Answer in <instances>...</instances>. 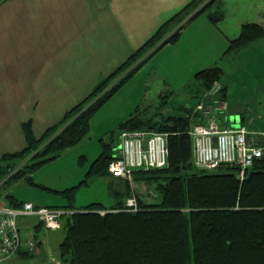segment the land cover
<instances>
[{
  "label": "trees",
  "instance_id": "1",
  "mask_svg": "<svg viewBox=\"0 0 264 264\" xmlns=\"http://www.w3.org/2000/svg\"><path fill=\"white\" fill-rule=\"evenodd\" d=\"M200 15L217 24L225 18L224 1L191 0L41 136L35 134L32 119L22 122L25 146L1 154L0 198L5 204L20 207L26 202L6 192L11 183L21 179L67 199L62 206L37 205L67 211L61 217L60 228H65L59 244L61 264H264V156L247 168L243 178L239 167L222 165L214 168L215 172L199 169L193 161V140L188 131L193 124L194 108L206 89L217 81L222 83L225 74L222 66L195 73L194 96L199 99L195 105L185 106V115L160 116L168 105V95L173 93L162 89L160 112L146 116L132 113L120 122V133L145 130L168 134L167 165L135 170L136 187L129 180L110 174L108 164L119 141L108 143L101 138V152L90 164L86 176L120 180L119 186L110 191L115 198L110 208L101 202L81 208L74 205L75 192L87 178L65 189L34 180V171L79 145L90 132L91 119L99 109L157 50L177 42L183 28ZM261 39H264L263 24L243 23L240 34L229 40L224 56H239ZM227 89L222 83L217 98L224 101ZM221 113L218 112V117L222 122ZM140 187L145 190L140 192ZM133 194L138 202L135 211L125 207L126 199ZM41 225H44L41 221L36 225V233ZM36 242L44 245V240L37 236L32 237L29 247L35 249ZM39 247L37 254L41 251ZM18 254L26 258L36 255L23 247Z\"/></svg>",
  "mask_w": 264,
  "mask_h": 264
},
{
  "label": "crops",
  "instance_id": "2",
  "mask_svg": "<svg viewBox=\"0 0 264 264\" xmlns=\"http://www.w3.org/2000/svg\"><path fill=\"white\" fill-rule=\"evenodd\" d=\"M190 1L0 0V156L3 152L25 146L22 122L32 119L35 134L41 136ZM223 1L225 18L222 21L214 24L205 15L197 16L183 28L177 42L166 44L151 57L149 67L154 69L158 62H168L169 59L176 62L186 60V71L189 64L214 61L208 58V51L223 57L229 40L240 34L242 24L254 21L249 15L227 21L229 2ZM260 5L263 14V0ZM255 22L264 25V17ZM253 46L239 56H247ZM190 53H193L191 57ZM197 54L199 60L195 59ZM164 82L171 91H176L172 84ZM188 82L189 78L184 84L188 92L187 107H190L199 98L194 96L192 81ZM223 84L228 87L227 83ZM240 97L242 100L234 105L229 100V90L225 91V124L243 122L252 130H264V111L253 107L264 104V95L253 93L251 89ZM256 126L259 128H254ZM81 146L69 150L77 151ZM84 156L88 159L86 154ZM104 178L109 186L110 202L103 204L110 208L115 203L110 191L119 186L120 180ZM13 194L20 201L48 205L42 192H27L24 197ZM0 202L5 203V200ZM32 217L19 219V225L24 229L23 248L30 251L34 250L29 247L30 240L38 236L35 228L40 222L37 217L38 222L33 221Z\"/></svg>",
  "mask_w": 264,
  "mask_h": 264
},
{
  "label": "rangeland",
  "instance_id": "3",
  "mask_svg": "<svg viewBox=\"0 0 264 264\" xmlns=\"http://www.w3.org/2000/svg\"><path fill=\"white\" fill-rule=\"evenodd\" d=\"M228 2L229 3L226 9V13L228 14L227 21L233 22L237 18L249 15V17L254 20L249 22H255L257 18H261L262 20L264 17V13L262 14L261 12L262 5H260L262 0H228ZM261 41H264V39H261L260 42L253 44L254 46L247 56H234V58H232L228 55L221 57L219 53L217 54L212 51H208V58L214 59V61L205 60L203 63H197L195 65L189 64V69L186 71H184L186 60L176 62L170 59L168 62H158L156 64L157 66H155L156 68L152 69L149 67V64L151 59L154 57L153 56L141 67L142 69L130 78L92 117L91 130L86 138L80 143L82 148L77 151L67 150L57 159L34 171L35 182L45 184L56 189H65L77 185L81 183L82 180L87 178V182H83L75 192L74 205L77 207L82 204H88L92 201H98L108 205L110 202V196L108 194L109 186L105 181L106 178H104L106 176H86V172L89 169L90 164L101 152V138L108 143H117L119 141L118 135L120 134V122L128 118L130 114L139 113L146 116L160 112L158 109V105L161 102V98L159 96L160 90L165 89L167 91H171V88L166 85L164 80L172 84V87L176 88V91L173 93L170 92L171 94L168 95V105L159 113L160 116L173 114L185 115V106L189 104V101L186 99L188 92L184 81L189 78V82L192 81L194 86L195 79L193 74L197 70L204 68L203 66L211 67L217 65L223 67L225 74L222 77V82L227 83L229 100L233 102L234 105H236L238 101L242 100V97H240L242 94H248L251 89H253V93L256 92L264 95V42ZM161 49L157 50L154 54L159 52ZM192 55L193 53H190L189 57ZM218 55L221 59H218ZM215 58L217 59L215 60ZM195 59L199 60L198 54ZM188 83L186 85H188ZM242 83L245 84V87H243ZM246 87L248 88L245 89ZM263 105L261 106L260 104H257L253 107L257 110L264 111ZM136 107H139V109L136 110ZM248 114L251 115L249 112ZM250 115H247V118L250 117ZM221 116H224L222 118V122L225 123L227 121V119H225L226 115H223L222 112ZM254 128H259V126ZM79 152H81L82 155ZM84 154L88 156V159L85 158L82 160L81 157L84 156ZM212 171L216 172V169ZM146 189L149 191V187ZM143 190H145V188L140 187V192ZM34 191L35 193L42 192V195L45 197L44 202L48 205H59L62 203L67 204V199L65 197L48 192L38 186L28 184V182L24 179L11 183L6 190V192L15 193L20 197H24L27 192ZM151 193H153V191H151ZM1 199L2 198H0V200ZM60 201L62 203H56ZM32 218L33 221L38 222V219L35 216ZM21 229L24 233V229L22 227ZM64 236V227L52 229L41 225L38 237L44 240V245L41 246L38 242H36L37 247L32 250V252L36 254L35 256L26 258L17 253L14 257L2 262L1 264L63 263V261H60L59 244L63 240ZM38 245H40V247ZM25 246H27V244H25ZM38 247L41 248L40 254L36 253ZM42 251H45V253Z\"/></svg>",
  "mask_w": 264,
  "mask_h": 264
},
{
  "label": "built area",
  "instance_id": "4",
  "mask_svg": "<svg viewBox=\"0 0 264 264\" xmlns=\"http://www.w3.org/2000/svg\"><path fill=\"white\" fill-rule=\"evenodd\" d=\"M222 83L217 81L203 92L193 112V124L188 131L193 140V161L199 169H214L222 165L240 168L243 178L248 167L264 156V131L251 130L240 123L237 128L221 122L218 112L226 102L217 98ZM114 158L108 164L113 177L129 180L134 187L133 172L137 169L163 167L168 163V134L145 130L122 131ZM127 210L138 209L135 194L125 202ZM67 211L37 206L26 201L20 207L0 202V264L14 257L23 247L24 237L19 219L35 216L47 228H60L61 217ZM104 213V211H101Z\"/></svg>",
  "mask_w": 264,
  "mask_h": 264
},
{
  "label": "water",
  "instance_id": "5",
  "mask_svg": "<svg viewBox=\"0 0 264 264\" xmlns=\"http://www.w3.org/2000/svg\"><path fill=\"white\" fill-rule=\"evenodd\" d=\"M232 121H234V118H233V117H232ZM232 126H233L234 128H237V127L239 126V124L233 123Z\"/></svg>",
  "mask_w": 264,
  "mask_h": 264
}]
</instances>
